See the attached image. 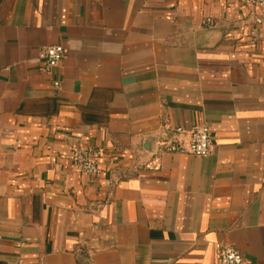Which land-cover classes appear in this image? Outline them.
<instances>
[{
    "label": "crops",
    "instance_id": "1",
    "mask_svg": "<svg viewBox=\"0 0 264 264\" xmlns=\"http://www.w3.org/2000/svg\"><path fill=\"white\" fill-rule=\"evenodd\" d=\"M202 124L210 155L162 147ZM92 144L99 176L70 159ZM218 244L264 264V23L231 0H0V264H217Z\"/></svg>",
    "mask_w": 264,
    "mask_h": 264
},
{
    "label": "built area",
    "instance_id": "2",
    "mask_svg": "<svg viewBox=\"0 0 264 264\" xmlns=\"http://www.w3.org/2000/svg\"><path fill=\"white\" fill-rule=\"evenodd\" d=\"M232 3L245 6L252 10L254 23L257 26L264 23V0H231ZM203 24L211 29L216 28L218 23L214 17H206ZM66 51L62 45L43 46L39 50L38 60L43 71L51 73L64 60ZM58 87L59 83H55ZM160 143L165 151L176 154H189L195 157H206L211 154L214 143L211 129L207 125H197L190 131L178 127L164 137ZM105 155L101 146L96 144L79 146L70 153L73 167L82 174L99 176L100 158ZM120 167L117 157H111L105 168L106 172L115 171ZM217 264H247L244 255L231 245H216Z\"/></svg>",
    "mask_w": 264,
    "mask_h": 264
}]
</instances>
